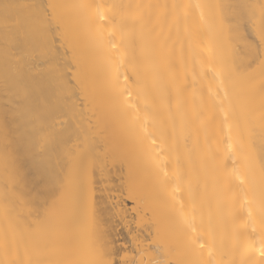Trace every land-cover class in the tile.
Returning a JSON list of instances; mask_svg holds the SVG:
<instances>
[{
  "label": "bare ground",
  "instance_id": "1",
  "mask_svg": "<svg viewBox=\"0 0 264 264\" xmlns=\"http://www.w3.org/2000/svg\"><path fill=\"white\" fill-rule=\"evenodd\" d=\"M262 253L264 0H0V264Z\"/></svg>",
  "mask_w": 264,
  "mask_h": 264
},
{
  "label": "rangeland",
  "instance_id": "2",
  "mask_svg": "<svg viewBox=\"0 0 264 264\" xmlns=\"http://www.w3.org/2000/svg\"><path fill=\"white\" fill-rule=\"evenodd\" d=\"M126 203H128V204H126L127 205V208H130V205H132L131 203H129L128 201H126ZM129 206V207H128ZM120 230L121 229H123L122 227L121 228H119ZM121 239V238H120ZM119 245H121V243L119 244ZM128 245V244H127ZM127 245L126 246H124L125 248H127ZM128 247H131L130 245L128 246Z\"/></svg>",
  "mask_w": 264,
  "mask_h": 264
},
{
  "label": "snow or ice",
  "instance_id": "3",
  "mask_svg": "<svg viewBox=\"0 0 264 264\" xmlns=\"http://www.w3.org/2000/svg\"><path fill=\"white\" fill-rule=\"evenodd\" d=\"M101 19H103V17H101ZM262 254H264V253H262Z\"/></svg>",
  "mask_w": 264,
  "mask_h": 264
}]
</instances>
